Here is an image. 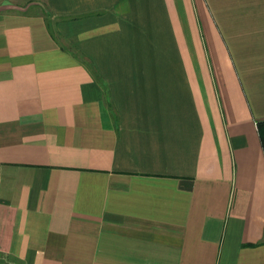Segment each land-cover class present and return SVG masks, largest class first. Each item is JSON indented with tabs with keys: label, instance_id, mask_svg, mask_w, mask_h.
<instances>
[{
	"label": "crops",
	"instance_id": "0c3cea01",
	"mask_svg": "<svg viewBox=\"0 0 264 264\" xmlns=\"http://www.w3.org/2000/svg\"><path fill=\"white\" fill-rule=\"evenodd\" d=\"M264 0H0V264H264Z\"/></svg>",
	"mask_w": 264,
	"mask_h": 264
},
{
	"label": "trees",
	"instance_id": "16d2710c",
	"mask_svg": "<svg viewBox=\"0 0 264 264\" xmlns=\"http://www.w3.org/2000/svg\"><path fill=\"white\" fill-rule=\"evenodd\" d=\"M257 126H258V130H259L261 142H262V145L264 148V121H258Z\"/></svg>",
	"mask_w": 264,
	"mask_h": 264
}]
</instances>
